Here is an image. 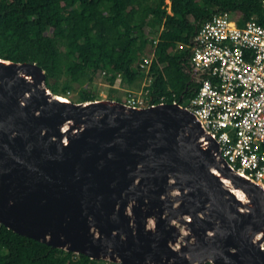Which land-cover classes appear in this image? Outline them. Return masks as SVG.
Here are the masks:
<instances>
[{
  "label": "water",
  "instance_id": "1",
  "mask_svg": "<svg viewBox=\"0 0 264 264\" xmlns=\"http://www.w3.org/2000/svg\"><path fill=\"white\" fill-rule=\"evenodd\" d=\"M0 224L115 264H264V189L186 106L74 102L2 58Z\"/></svg>",
  "mask_w": 264,
  "mask_h": 264
},
{
  "label": "trees",
  "instance_id": "2",
  "mask_svg": "<svg viewBox=\"0 0 264 264\" xmlns=\"http://www.w3.org/2000/svg\"><path fill=\"white\" fill-rule=\"evenodd\" d=\"M166 1L0 0V58L37 63L53 93L77 91V102L97 99L86 86L92 89L107 71L116 74L105 78L111 85L120 76L129 89L151 80L144 87L148 106H188L200 87L192 80L191 47L202 24L216 12L230 11L239 25L248 19L264 25V8L262 0ZM151 47V63L142 68ZM0 264L115 263L56 249L0 224Z\"/></svg>",
  "mask_w": 264,
  "mask_h": 264
},
{
  "label": "built area",
  "instance_id": "3",
  "mask_svg": "<svg viewBox=\"0 0 264 264\" xmlns=\"http://www.w3.org/2000/svg\"><path fill=\"white\" fill-rule=\"evenodd\" d=\"M191 48L200 87L186 107L215 137L234 171L264 189V25L255 19L239 25L228 11L216 12L199 28ZM150 63L149 57L140 61L142 68ZM147 99L130 94L127 104L144 107Z\"/></svg>",
  "mask_w": 264,
  "mask_h": 264
},
{
  "label": "rangeland",
  "instance_id": "4",
  "mask_svg": "<svg viewBox=\"0 0 264 264\" xmlns=\"http://www.w3.org/2000/svg\"><path fill=\"white\" fill-rule=\"evenodd\" d=\"M166 3H170L169 0L166 1ZM170 9V7L168 8V10ZM145 32L148 34V28L145 29ZM52 35H55L54 32H50ZM178 44V49L179 48ZM146 52L150 53L151 52V48H147ZM106 75H101V77H98L94 80L92 89L88 88L89 86L87 85L86 88L88 90H91L94 94H96V100H100V99H111L113 98L114 100H116L117 97H120L123 102L127 103V99L130 98V94H132L133 97L138 98L140 100H146L147 99V95H146V90L144 89L143 85H148L150 84L151 80H148L146 82H143L142 86H132L129 88L127 87H123L121 85V81L119 79V76L116 79V82L114 84V86L112 87L111 84L105 79ZM79 88V87H78ZM112 89H116L115 92H112ZM78 94L77 91L76 92H71L67 97L70 98L71 100L76 101ZM144 107H147L148 105L146 104V102L143 105ZM134 107H140V106H134Z\"/></svg>",
  "mask_w": 264,
  "mask_h": 264
},
{
  "label": "bare ground",
  "instance_id": "5",
  "mask_svg": "<svg viewBox=\"0 0 264 264\" xmlns=\"http://www.w3.org/2000/svg\"><path fill=\"white\" fill-rule=\"evenodd\" d=\"M63 99V98H62ZM219 227V226H218ZM235 228H229L228 229V233L227 234H225V237H226V239L225 240H231V241H233V244H242L243 243V241L245 240V239H243V237L241 238V237H239V239H237L236 237L235 238H233V235H231V234H233V233H236L235 232V230H234ZM238 232V231H237ZM209 235H210V238L212 239L213 237H214V240H216L221 234L220 233H216V232H212V233H209ZM234 239H236V240H234ZM216 243H217V241H215Z\"/></svg>",
  "mask_w": 264,
  "mask_h": 264
},
{
  "label": "crops",
  "instance_id": "6",
  "mask_svg": "<svg viewBox=\"0 0 264 264\" xmlns=\"http://www.w3.org/2000/svg\"><path fill=\"white\" fill-rule=\"evenodd\" d=\"M262 6H263V5H262ZM263 8H264V6H263ZM228 12L230 13V17H231V19H232L233 21H235V22L238 24V20H237L235 17H233V15L231 14L230 11H228ZM243 24H244V23H243ZM241 25H242V24H241ZM180 45H182V44H180ZM152 51H153V48L151 47V52H150V53L147 52L150 56L146 53V54H147V57L151 58V60H152V56H153V55L151 54ZM119 79H120V81H121V77H120V76H119ZM148 85H149V84H148ZM111 86L113 87L114 85H111ZM143 86L145 87L146 85H143Z\"/></svg>",
  "mask_w": 264,
  "mask_h": 264
},
{
  "label": "flooded vegetation",
  "instance_id": "7",
  "mask_svg": "<svg viewBox=\"0 0 264 264\" xmlns=\"http://www.w3.org/2000/svg\"><path fill=\"white\" fill-rule=\"evenodd\" d=\"M195 75H196V74H195ZM195 75H192V76H193L192 80L194 79V77H196V80H197V82H198L197 75H196V76H195Z\"/></svg>",
  "mask_w": 264,
  "mask_h": 264
},
{
  "label": "clouds",
  "instance_id": "8",
  "mask_svg": "<svg viewBox=\"0 0 264 264\" xmlns=\"http://www.w3.org/2000/svg\"><path fill=\"white\" fill-rule=\"evenodd\" d=\"M67 97V96H66Z\"/></svg>",
  "mask_w": 264,
  "mask_h": 264
}]
</instances>
